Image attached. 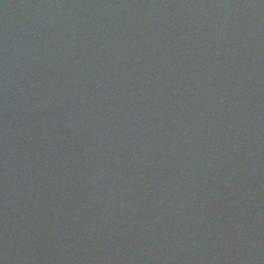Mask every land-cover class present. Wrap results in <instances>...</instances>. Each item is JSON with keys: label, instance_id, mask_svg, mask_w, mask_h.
I'll use <instances>...</instances> for the list:
<instances>
[{"label": "water", "instance_id": "obj_1", "mask_svg": "<svg viewBox=\"0 0 264 264\" xmlns=\"http://www.w3.org/2000/svg\"><path fill=\"white\" fill-rule=\"evenodd\" d=\"M0 264H264V0H0Z\"/></svg>", "mask_w": 264, "mask_h": 264}]
</instances>
